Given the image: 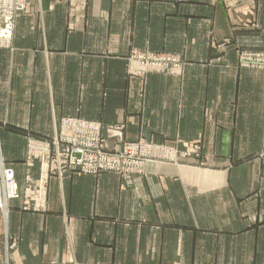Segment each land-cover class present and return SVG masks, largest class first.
Wrapping results in <instances>:
<instances>
[{
  "label": "crops",
  "instance_id": "1",
  "mask_svg": "<svg viewBox=\"0 0 264 264\" xmlns=\"http://www.w3.org/2000/svg\"><path fill=\"white\" fill-rule=\"evenodd\" d=\"M133 50L175 54L183 76L131 80ZM263 50L264 0H31L0 50V157L21 190L28 135L66 116L217 168L53 178L49 212H0V264H264V71L239 61Z\"/></svg>",
  "mask_w": 264,
  "mask_h": 264
},
{
  "label": "rangeland",
  "instance_id": "2",
  "mask_svg": "<svg viewBox=\"0 0 264 264\" xmlns=\"http://www.w3.org/2000/svg\"><path fill=\"white\" fill-rule=\"evenodd\" d=\"M31 0H26L28 6H26L23 15L15 18V30L17 27L18 20L28 14L29 5ZM25 3V4H26ZM25 4H21L22 7ZM15 34V31H14ZM14 38V35H13ZM13 44L10 43L7 47H2L0 50L11 49ZM150 53L153 56H172L176 57L181 62L182 68H174V74L164 73V71H149L146 70L147 67L144 65H139L134 58V54L138 53ZM244 53H257L264 57V50L260 52H249L241 51L240 55ZM239 55V56H240ZM129 61L135 62L138 65L137 70L130 69L128 71L129 78L131 80L135 79H147L148 76L153 74H165L169 76H174L181 78L183 71L185 70L186 62L181 60L178 56L171 53H154L147 50H133L128 58ZM240 67H242L241 59L239 57ZM180 65V63H179ZM244 68V67H242ZM164 70V69H160ZM264 71V70H262ZM75 118L79 120H85L80 117L66 116L61 118L58 124V129L55 130L54 134L50 137H35L34 135H28V143L26 147V155L24 166L26 167V184L21 190L15 168L12 164L5 162L2 157H0V193L3 201V209L0 210L5 217L8 216L11 206L14 201H21V211L26 213H47L49 212V186L50 180L53 178L58 179L62 182L69 175L75 176H91L94 178H99L103 174H113L121 178L126 177H136L139 180L146 176L147 170L142 173H137L134 171H129L131 168L130 164L135 163L136 158L141 159L142 153L136 152V147H134L137 142L150 141L144 137L138 138L137 140H129L126 137V127L121 124H104L99 121L86 120L94 123L101 124L104 128H112L111 130H104L102 136H99L100 146H95L89 149L86 146L74 145L67 139L63 137V124L65 119ZM154 142V141H150ZM161 145H166L167 147H172L177 156L179 168H192L196 170H207L216 169L217 164L212 157L207 156L203 153L201 148H195L192 150H180L177 146L167 145L166 143H159ZM140 150V149H139ZM264 151V150H263ZM264 158V153L260 155ZM209 157V158H208ZM212 159L209 161V159ZM116 167L114 171L104 170L103 165L110 163ZM39 164L40 176L35 181L32 173L31 167L35 164ZM80 163V164H79ZM169 163V162H166ZM99 165L95 171L97 174L91 173V170H86L90 168V165ZM8 169L14 172V179L17 185V197L14 198V194L11 193L9 185H5L6 179H4V172ZM120 171L129 173H119ZM9 182V181H8Z\"/></svg>",
  "mask_w": 264,
  "mask_h": 264
},
{
  "label": "built area",
  "instance_id": "3",
  "mask_svg": "<svg viewBox=\"0 0 264 264\" xmlns=\"http://www.w3.org/2000/svg\"><path fill=\"white\" fill-rule=\"evenodd\" d=\"M26 0H0V48L7 47L12 43L14 31H15V18L23 15L28 4ZM21 4H25V6ZM141 66L147 67L146 70L149 71H164V73L174 74V68H182V64L176 57L172 56H153L150 53L143 52L134 54L132 59ZM242 67L250 69L264 70V57L257 53H244L240 55ZM164 69V70H160ZM63 137L73 143L74 145L86 146L89 149L95 146H100V141L97 142L99 136H102L104 130H111L112 128H104L101 124L79 120L75 118H69L64 120L63 124ZM136 147V152L142 153V158H136L135 163L130 164L131 168L129 171H134L137 173H142L146 169L149 163L157 162H169L166 159L171 156L177 163V156L172 147H167L166 145H161L159 143L142 141L137 142L134 145ZM140 149V150H139ZM80 164V163H79ZM90 168L86 170H91V173L97 174L95 171L99 168V165H90ZM104 170L114 171V167L111 162L107 165L100 166ZM120 171L119 173H129ZM4 179H6L5 185H9L11 193L14 194V198L17 197V185L14 179V172L8 169L4 172ZM9 181V182H8ZM1 195V193H0ZM3 201L0 196V210L3 209Z\"/></svg>",
  "mask_w": 264,
  "mask_h": 264
},
{
  "label": "bare ground",
  "instance_id": "4",
  "mask_svg": "<svg viewBox=\"0 0 264 264\" xmlns=\"http://www.w3.org/2000/svg\"><path fill=\"white\" fill-rule=\"evenodd\" d=\"M246 69H250V68H246ZM252 70H258V69H252ZM166 160L169 161V163H166V162H157V163H149V164H157V165H160V166L161 165H164V166H175V167L178 166V163L173 158H171V156L168 157ZM149 164L146 166V169L149 166Z\"/></svg>",
  "mask_w": 264,
  "mask_h": 264
}]
</instances>
